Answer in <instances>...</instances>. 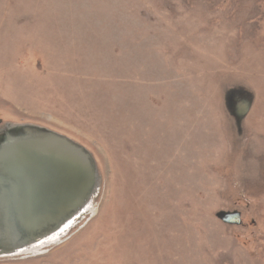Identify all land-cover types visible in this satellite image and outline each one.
<instances>
[{"label":"rangeland","instance_id":"1","mask_svg":"<svg viewBox=\"0 0 264 264\" xmlns=\"http://www.w3.org/2000/svg\"><path fill=\"white\" fill-rule=\"evenodd\" d=\"M0 120L101 177L94 216L0 264H264V0H0Z\"/></svg>","mask_w":264,"mask_h":264},{"label":"water","instance_id":"2","mask_svg":"<svg viewBox=\"0 0 264 264\" xmlns=\"http://www.w3.org/2000/svg\"><path fill=\"white\" fill-rule=\"evenodd\" d=\"M238 92L243 95L228 92L227 107L241 123L253 98L245 90ZM100 181L93 154L73 139L34 124L2 126L0 259L30 256L22 254L62 229L77 228L89 218L85 209L92 203L95 207ZM217 216L228 225L242 224L237 211Z\"/></svg>","mask_w":264,"mask_h":264},{"label":"bare ground","instance_id":"3","mask_svg":"<svg viewBox=\"0 0 264 264\" xmlns=\"http://www.w3.org/2000/svg\"><path fill=\"white\" fill-rule=\"evenodd\" d=\"M85 214H84V216H86V217H90V216H94L95 215V213H96V209L94 208V206H93V203L92 204H90L86 209H85ZM85 217V218H86ZM84 218V219H85ZM70 227H68L66 230L65 229H62V230H64V231H61L60 233H57V234H55V235H53V236H51V237H49L48 239H46L45 241H43L42 243H40L39 245H35V246H33V247H31V248H29V249H27L25 252H24V254H22V255H30V257L31 256H42V255H45L47 252H48V250H46L47 248H49V247H51V246H53V245H56V244H58L59 242H61L63 239H65L66 237H68L71 233H72V231H73V229H75V228H73V229H71L69 232H68V229H69Z\"/></svg>","mask_w":264,"mask_h":264},{"label":"flooded vegetation","instance_id":"4","mask_svg":"<svg viewBox=\"0 0 264 264\" xmlns=\"http://www.w3.org/2000/svg\"><path fill=\"white\" fill-rule=\"evenodd\" d=\"M233 212H235V211H233ZM237 212H239V211H237ZM240 214H241V221H242V213L241 212H239ZM242 225V224H241Z\"/></svg>","mask_w":264,"mask_h":264}]
</instances>
